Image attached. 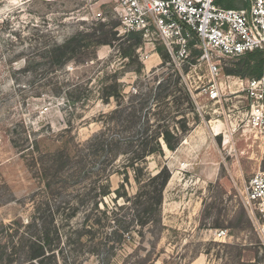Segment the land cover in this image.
<instances>
[{"label":"rangeland","instance_id":"rangeland-1","mask_svg":"<svg viewBox=\"0 0 264 264\" xmlns=\"http://www.w3.org/2000/svg\"><path fill=\"white\" fill-rule=\"evenodd\" d=\"M243 1L236 2L240 8ZM114 5L113 0H0L1 238L7 225L16 221L27 224L35 211L32 197L36 195L38 200L43 196L40 170L37 165L31 167L16 142L33 146L37 142L40 150L48 152L76 148L75 144H84L104 130L117 108L130 107L137 109L138 117L142 113L155 124L165 122L172 131L186 130L177 149L169 150L162 140L165 153L148 157L150 171L155 173L167 165L172 173L164 191L161 222L145 226L135 222L122 243L111 250L112 242L105 243L109 229L92 226L96 220L102 225L107 222L105 214L91 211L90 201L102 190L104 177L81 178L68 187L69 196L79 201L81 208L62 228L58 259L49 263L264 264L255 220L243 195L247 181L264 168V142L245 126L247 99L241 82L251 77L227 72L240 57L226 58L221 64L223 91L235 92L221 103L208 100L203 90L196 88L207 83L205 67L192 72L186 68L185 74L195 85L194 98L202 107L200 113L193 95L182 87L181 74L167 64L168 53L164 59L158 53L149 58L150 62L143 61L138 52L142 41L132 55H125L135 39L119 31ZM106 30L117 32L116 40L99 46L91 45L90 39L83 41L90 45L82 48L89 57L72 59L59 68L49 67L39 57L43 48L54 42L61 44L78 33L96 32L100 36ZM160 45L157 41V51ZM161 81L166 85L158 89ZM116 84L119 97L104 99L105 88ZM68 93L73 99H68ZM147 95L146 108L139 112L140 100ZM113 125V132H123L116 123ZM137 130L139 125L134 127V132ZM123 159L116 165L123 166ZM101 162L90 163L87 173L100 168ZM105 164L106 172L114 165ZM109 185L111 193L100 201L102 209L104 203L114 206L119 187L123 186L121 193H126V197L116 199L119 205H127L126 198L139 190L132 169L128 181L122 173L112 171ZM122 213L130 215L126 209ZM128 216L123 219L131 218ZM86 221L90 225L84 228ZM74 229L78 234L70 241L67 234ZM220 229L227 230V236L216 239L214 233Z\"/></svg>","mask_w":264,"mask_h":264},{"label":"trees","instance_id":"trees-1","mask_svg":"<svg viewBox=\"0 0 264 264\" xmlns=\"http://www.w3.org/2000/svg\"><path fill=\"white\" fill-rule=\"evenodd\" d=\"M237 1L216 0L220 6L234 9L240 8L236 3ZM245 5L246 3L243 1V6ZM116 34L117 32L110 30L102 31L100 36H97L96 32L78 33L61 44L54 42L45 46L39 57L49 67H63L72 59L89 57L88 52L83 51L82 48L90 45L84 44L83 41L90 39V44L95 46L111 44L116 40ZM129 35L135 39V42L128 47L129 51L126 52V56L132 55L134 47H139L143 41L139 33L133 32ZM158 53L164 59L168 52L164 45H160ZM94 58L95 56H91L92 60ZM263 65L264 51L259 50L241 56L234 67L228 68L227 72L251 78L258 77L262 74ZM142 67L138 72L142 71ZM174 72L179 74L178 71ZM176 81L178 83L179 78ZM163 85L166 84L161 81L157 88L159 89ZM169 86L165 87L168 88ZM182 87L186 89L189 95L186 85H182ZM118 91H120L118 84L107 86L103 98H118ZM148 96L150 95L140 100L139 112L146 108ZM67 97L73 99V94L68 93ZM134 107L136 108V106ZM194 108L196 109L195 106ZM136 111L137 109L133 111L130 107H123L121 110L117 108L109 115L110 120L104 130L94 134L84 144H75L76 148L72 146L71 148L65 147L55 152H48L40 150L37 142L34 146L16 142L15 146L28 157L31 167L38 166L44 181V189L42 198L37 200L36 195L32 197L35 203V211L27 224L16 221L5 227L7 228L6 234H3L2 238L0 236V264H14L15 262L16 264H50L48 260L58 259L57 249L63 242L64 236L62 228L77 215L81 208L80 202L69 196L68 187L72 186V183H78L81 178H88L90 175V177H104L105 182L101 187L102 190L97 193V196L91 198L94 200L90 201L93 204L91 211L105 214L107 222L102 225L100 220H96L92 226L101 225V227L109 229L105 236V243L107 245L112 242L111 250L115 248L117 243H122L124 234L135 222L141 226L155 225L161 222L164 191L172 173L167 165H163L155 173L150 171L148 157L156 153H165L163 141L169 150L177 149L183 141L186 130L184 129L181 133L172 131L170 128L168 129L167 123L158 121V124H155L156 121L151 122L149 119L143 118L142 113L138 117ZM113 123H116L117 128H121L123 132H113ZM138 125L139 130L134 132V127L137 128ZM122 157L125 158L122 160L125 161L123 166L116 165V162ZM99 160L102 161L101 167L96 171L87 173V167L90 163L99 162ZM105 163L114 164L109 172H106L108 166ZM130 169H132L134 179L139 185L138 192L132 198H126L127 205H119L116 203V199L121 196L126 197V193H121L123 187L121 186L115 190L117 196L114 199V206L110 207L104 203L105 208L102 209L100 201H103V198L111 193V186L109 185L111 172L122 173L125 180L128 181ZM86 197L84 195L83 201L87 202L89 199ZM125 209L130 211L129 216L131 218L127 215L128 213H122ZM123 214L124 216L120 218L119 215ZM127 216L129 219H123ZM88 218L89 215L86 219ZM88 225L90 224L87 221L83 224L84 228ZM77 230L68 231L67 238L70 241L73 234H78ZM82 234H79V238Z\"/></svg>","mask_w":264,"mask_h":264},{"label":"built area","instance_id":"built-area-1","mask_svg":"<svg viewBox=\"0 0 264 264\" xmlns=\"http://www.w3.org/2000/svg\"><path fill=\"white\" fill-rule=\"evenodd\" d=\"M113 1L119 31L142 36L144 46L138 48L141 60H149L158 53L157 41L161 42L170 56L167 64L181 74L193 98L195 85L185 74L186 68L192 72L205 67L207 83L202 80L205 84L196 88H201L208 100L221 103L227 100V95L235 93L223 91L224 83L220 80L223 60L264 51V0H244L246 5L237 9L222 7L216 0ZM231 86L227 83V87ZM241 88L247 99L245 126L264 142V65L262 74L242 80ZM195 103L202 113V107L196 100ZM243 195L264 252V168L247 181ZM227 233L220 229L214 235L221 239Z\"/></svg>","mask_w":264,"mask_h":264},{"label":"crops","instance_id":"crops-1","mask_svg":"<svg viewBox=\"0 0 264 264\" xmlns=\"http://www.w3.org/2000/svg\"><path fill=\"white\" fill-rule=\"evenodd\" d=\"M156 54H158V53H155V55H156ZM154 66H155V65H154ZM154 66H153V67H154ZM150 67H152V65H151ZM212 146H213V145H211L210 147H212ZM158 170H159V169H158ZM158 170H157V171H158ZM157 171H156V172H157Z\"/></svg>","mask_w":264,"mask_h":264},{"label":"bare ground","instance_id":"bare-ground-1","mask_svg":"<svg viewBox=\"0 0 264 264\" xmlns=\"http://www.w3.org/2000/svg\"><path fill=\"white\" fill-rule=\"evenodd\" d=\"M149 62H150V60H149Z\"/></svg>","mask_w":264,"mask_h":264}]
</instances>
